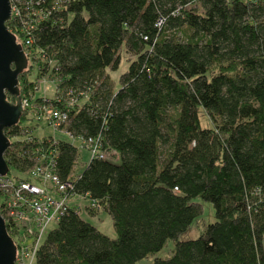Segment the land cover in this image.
Masks as SVG:
<instances>
[{
	"label": "trees",
	"instance_id": "1",
	"mask_svg": "<svg viewBox=\"0 0 264 264\" xmlns=\"http://www.w3.org/2000/svg\"><path fill=\"white\" fill-rule=\"evenodd\" d=\"M12 1L8 29L33 56L20 96L41 120L25 109L4 129L9 173L30 171L37 147L51 146L55 173L62 182L77 174L67 192L82 196L80 211L66 210L44 235L34 264H136L169 239L170 254L149 264H264V0ZM123 60L115 89L107 70ZM49 103L67 114L60 127L72 140L33 135ZM78 139L106 157L78 172ZM196 198L215 220L180 240L203 211ZM101 213L115 237L84 218Z\"/></svg>",
	"mask_w": 264,
	"mask_h": 264
},
{
	"label": "built area",
	"instance_id": "2",
	"mask_svg": "<svg viewBox=\"0 0 264 264\" xmlns=\"http://www.w3.org/2000/svg\"><path fill=\"white\" fill-rule=\"evenodd\" d=\"M9 1L10 21L15 19L17 11L14 2L12 0ZM52 3V5H55L59 2L54 0ZM16 41L21 45L27 61L28 58H33L30 53L32 49L29 47L28 40L18 41L16 38ZM46 82V79L39 80V84L43 86V91L47 90L45 88ZM55 97L56 102L59 103L60 99L57 96ZM21 101L23 111L29 109V117L35 120L36 118L40 119L41 114L37 113L36 104L29 102L26 98H21ZM65 108H67L66 104ZM44 112L46 114L42 116L41 122L47 123L55 131L64 134L72 140L70 133L60 127L66 121L67 114L52 107L50 103L44 107ZM26 138L29 139L30 137ZM36 140L38 144H42V138H36ZM51 140V145H53L56 143L57 138L52 136ZM76 143L80 150L87 151L88 160L106 157V154L100 148V144L92 139H88V141L78 139ZM41 148L37 147V150L34 151L36 152L35 154L38 153V157L30 171L14 175L9 173L8 167L7 173L0 175V213L4 222L9 224L11 230L13 229L14 239L12 240L16 245L14 264H34L35 252L47 231L60 220L66 210L80 211L79 204L82 196L72 195L67 192L71 187L68 179L70 177L76 178L77 174L73 172L65 182H62L55 173L57 151L52 150L51 146L46 150ZM89 201L91 206L97 205L96 201Z\"/></svg>",
	"mask_w": 264,
	"mask_h": 264
},
{
	"label": "water",
	"instance_id": "3",
	"mask_svg": "<svg viewBox=\"0 0 264 264\" xmlns=\"http://www.w3.org/2000/svg\"><path fill=\"white\" fill-rule=\"evenodd\" d=\"M9 19L10 1L0 0V175L8 171L4 153L10 142L4 129L18 123L23 112L18 76L28 64L16 36L8 29ZM7 94L15 96L16 100L10 101ZM15 257L16 245L7 233L0 213V264H14Z\"/></svg>",
	"mask_w": 264,
	"mask_h": 264
},
{
	"label": "rangeland",
	"instance_id": "4",
	"mask_svg": "<svg viewBox=\"0 0 264 264\" xmlns=\"http://www.w3.org/2000/svg\"><path fill=\"white\" fill-rule=\"evenodd\" d=\"M127 67V62L125 60L122 61L120 67L118 70L116 71H108L111 79L114 82V86L115 89L118 88L119 86V81H118V77L120 75L121 72H123ZM43 87V86H42ZM45 88H47L46 93L49 97H52L53 93H54V87L51 83H49L48 81L46 82V86ZM42 95V92L39 91V89L33 90L31 91L30 95ZM205 120V123H207V119H203ZM32 133L34 136L36 137H42V136H53L56 137L58 139H64V140H68V137L65 136L62 133H59L57 131H55L53 129V127H51L50 125H48L45 122H41L38 126H35V129L33 128ZM109 156H114L111 160L113 162L118 163L120 161V157L118 155H109ZM88 159V153L84 150H79L78 153V160L76 162V167L75 170H77L78 172L82 170L83 166L85 165L86 161ZM14 175H17L19 173L17 172H12ZM196 201L200 202L202 204L203 207V211L201 213L200 216H198L193 223H191V225L183 232H181L178 236V238L180 240H185V239H192V238H196L200 235V233L204 230L205 226L208 223H211L215 220V216H214V208L213 205L210 202L204 201L201 198H196ZM84 218L90 222L91 224L95 225L101 232L111 236V237H115V231L112 225V220L109 217V215L105 214V213H101L100 217L98 216H85ZM173 242L174 240H167V242L165 243V245L163 246V248L157 252L156 254H151L139 261L136 262V264H149L154 257H161L164 258L166 256H168L173 248Z\"/></svg>",
	"mask_w": 264,
	"mask_h": 264
}]
</instances>
